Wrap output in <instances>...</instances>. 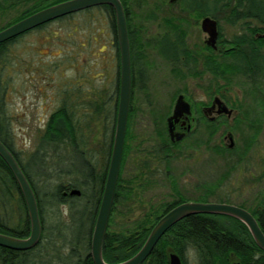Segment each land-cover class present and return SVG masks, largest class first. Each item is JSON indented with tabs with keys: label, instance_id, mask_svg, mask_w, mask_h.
Here are the masks:
<instances>
[{
	"label": "flooded vegetation",
	"instance_id": "obj_1",
	"mask_svg": "<svg viewBox=\"0 0 264 264\" xmlns=\"http://www.w3.org/2000/svg\"><path fill=\"white\" fill-rule=\"evenodd\" d=\"M120 1L131 53V103L117 183L127 221L149 224L150 235L165 215L181 205L229 204L249 212L264 206V0ZM108 7L103 14L114 35L115 82L100 96L91 79L88 84L76 80L61 92L58 110L72 117L77 127L83 123L95 127V133L87 146L80 136L74 145L59 146L58 152H49L47 146L42 166L39 163L45 176L51 167L82 176L83 156L98 176L108 173L115 123L110 116L97 122L98 100L104 109H116L117 115L120 93L116 15ZM181 96L185 113L173 121L171 134L169 120ZM90 153L96 154L93 163ZM13 154L33 188L17 153ZM80 180L76 185L59 183L63 192L57 207L61 212L68 210L66 229L78 227L73 214L84 211L72 205L84 199L86 178ZM74 188L82 195L71 196ZM238 198L242 201L237 202ZM36 199L38 203L37 195ZM87 202L98 213L101 200L97 203L95 197ZM39 215L43 234L40 209ZM82 215L86 221L81 220V230L88 231V215ZM210 216L218 215L195 214L179 220L161 238L167 244L161 261L147 263L151 254L143 264H170L171 255H177L181 264H199L191 239L242 236L240 230L210 229V222H220ZM56 232L60 233L59 227ZM189 248L190 258L186 255ZM31 250L14 252L26 255ZM43 250L48 262L50 248Z\"/></svg>",
	"mask_w": 264,
	"mask_h": 264
},
{
	"label": "trees",
	"instance_id": "obj_2",
	"mask_svg": "<svg viewBox=\"0 0 264 264\" xmlns=\"http://www.w3.org/2000/svg\"><path fill=\"white\" fill-rule=\"evenodd\" d=\"M65 1L68 0H24L22 2H17V6L24 4L28 6V8L25 11L19 12V14L10 23L0 28V31L45 8ZM12 7H9L8 10ZM6 8L7 7H0V13L4 14L6 12ZM108 8V6L96 7L89 9L86 12H103V10L107 11ZM75 15L76 14H72L57 19L53 22L42 25L33 31H42L50 24L55 22L64 23V21L67 19H73ZM31 32L0 44V140L10 149L12 153L15 151L11 143L13 141V125L9 110L8 96L10 89L13 87L12 76L14 74V68L17 64H20V61L16 60L18 57L15 55V58L13 59L11 50L15 45L23 41L25 36ZM102 91V89H98L99 96ZM102 106L103 105L101 101L98 100L97 122H100L103 116L104 118L110 116L111 123H116V109L106 110ZM65 113L67 114L66 111ZM82 119H84V117H82ZM94 133L95 127L90 125L85 126L84 123L77 127V125L73 124L72 117L68 119V117L63 114V110L57 109L51 115L50 120L45 125L40 139V147L38 148L37 153L34 155L38 156L39 152L44 151L47 146H49V152H52L53 150L54 152H58L59 146L63 144L74 145L76 136H80L81 142L87 146V144H89L91 141V138L89 137ZM111 141L112 138L108 140V144H110ZM89 155L91 157L90 160H92L91 163H93L94 156L96 154L91 155L90 153ZM86 160V157L83 156V172L81 177L83 179L86 178L82 184L85 188L83 197L87 198V200H92L96 197L97 203H99L102 198V190L105 185L104 182L107 177V172L105 171L102 176H98V174L92 170L91 165L86 163ZM40 164L42 166L41 159ZM23 167L26 170L27 176L32 182L34 190L36 191L39 209L43 219L44 230L38 246L32 249L30 252H27L26 255H21V253L14 252V250L0 247V264H94L93 259L90 256V243L92 231L95 225L94 221L97 214L93 211V209L96 207L94 208V206L88 202L83 207L78 203L76 204V201H73V203H75L72 204L74 207L73 209H76V207L84 208L83 212L78 210V212H75L76 214H73V220H77L79 225L78 227L75 226L70 229L65 228L64 231L61 229L59 230L60 236L55 237V231L58 230V226L56 224L48 225L46 219L47 215L56 219L57 215L59 214V209L57 206L62 202L61 198L63 187L57 184L52 189V192L47 191V189L42 191L40 190L39 185H37V183L34 181L33 174L29 172L25 165H23ZM40 169L41 170L38 171L40 174H42L44 172L43 168L40 167ZM63 171V168L53 169V167H51L48 175L45 177L50 179L55 176H61L64 174ZM34 174L36 175L37 172ZM75 177L78 176L75 175ZM98 179H100V181ZM72 184L76 185V183ZM95 184L97 190L95 189ZM47 188L49 189V187ZM119 194L120 185H118L116 188L113 205L114 207L110 217L103 247L104 258L110 263L122 262L132 258L135 254H137V252H139V250L145 244L152 228L147 227L149 224L136 223L131 230H126L125 232H111L110 226L113 216L117 211V206L121 204L119 200ZM15 198H17V203L20 207L19 223L15 226H11L9 219L5 215L4 218L0 217V233L17 238H24L30 234V222L27 216L26 205L12 172L5 161L0 157V208H4V214L8 213L5 209V206ZM46 202H49V204L46 205ZM250 212H252L255 217H258L262 231L264 233V206L256 208L255 210H250ZM81 213L88 215V231L81 230V220L86 221ZM22 214L24 215V218H22ZM216 217L210 216L211 220H220L218 223L210 222V224H208L210 229L218 232L223 231L226 233L240 230L242 232V236L233 237L230 235H225L218 238L191 239L193 246L198 250L199 264H230L232 258L234 257L241 264H264V251L256 245L250 231L243 223L226 216ZM153 225L154 224L151 226ZM200 230H205V227L200 226ZM62 231L64 232L63 234ZM85 235H87L88 238ZM60 239H62V241H59ZM47 247L50 248V251L48 252L50 256L48 262H46L42 257L43 253H45L43 249ZM166 247L167 244L161 240L152 252L150 259H148L146 262H160L161 255Z\"/></svg>",
	"mask_w": 264,
	"mask_h": 264
},
{
	"label": "rangeland",
	"instance_id": "obj_3",
	"mask_svg": "<svg viewBox=\"0 0 264 264\" xmlns=\"http://www.w3.org/2000/svg\"><path fill=\"white\" fill-rule=\"evenodd\" d=\"M22 1L24 0H0V7H7L4 14L0 13V28L10 23L19 12L28 8L24 4L16 5L17 2ZM9 7L12 8L8 10ZM113 37L112 29L107 24L103 12H81L73 19L65 20L64 23L55 22L42 31L31 32L11 50L13 59L17 56L16 60L20 61V64L14 68L13 87L8 96L13 125L11 143L22 164L33 174L34 181L42 191L47 189L52 192L59 183L79 184L81 181V176L75 177L72 174L47 179L44 173L40 174L38 171L41 170L39 163L43 152L40 151L38 156L34 154L40 147V139L47 120L59 107L60 94L64 89L76 80L88 84V79L89 81L91 79L93 86H97V91L112 87L111 82L112 84L115 82L111 45ZM94 77L96 80L92 79ZM236 200L242 201L241 198ZM77 203L84 207L87 199L77 200ZM5 207L8 213L4 214V208L1 207L0 217L4 218L5 215L10 225L15 226L20 218L17 200L13 199ZM66 216L68 210L61 212L59 207L56 219L47 215V224H56L59 230L64 229ZM22 218H24L23 214ZM127 219L123 207L118 205L110 226L111 232L133 229L135 223ZM56 233L55 237H59V233ZM85 236L88 238L87 235ZM232 262L238 261L234 257Z\"/></svg>",
	"mask_w": 264,
	"mask_h": 264
},
{
	"label": "water",
	"instance_id": "obj_4",
	"mask_svg": "<svg viewBox=\"0 0 264 264\" xmlns=\"http://www.w3.org/2000/svg\"><path fill=\"white\" fill-rule=\"evenodd\" d=\"M102 6L112 7L116 15V32L120 54V93L110 164L91 236L90 256L94 264H110L105 261L103 247L120 175L131 103V53L123 5L120 0H68L45 8L0 31V44H3L57 19ZM184 104V97H179L174 116L169 120L171 134L174 129L173 121H177L178 117L185 113ZM0 157L9 167L19 186L30 222V234L28 237L17 238L0 233V247L14 251H28L36 248L42 238V225L36 195L15 155L1 140ZM70 195L81 196L82 192L74 188L71 190ZM195 214L226 216L240 221L248 228L256 245L264 251V233L255 217L246 209L229 204H185L173 209L154 226L145 244L137 254L128 260L115 264L145 263L163 235L173 225L182 218ZM170 264H181V260L177 255H171ZM233 264L241 263L235 262Z\"/></svg>",
	"mask_w": 264,
	"mask_h": 264
},
{
	"label": "clouds",
	"instance_id": "obj_5",
	"mask_svg": "<svg viewBox=\"0 0 264 264\" xmlns=\"http://www.w3.org/2000/svg\"><path fill=\"white\" fill-rule=\"evenodd\" d=\"M191 253H192V249L189 248L188 250H186V255L189 256V258L191 257Z\"/></svg>",
	"mask_w": 264,
	"mask_h": 264
}]
</instances>
